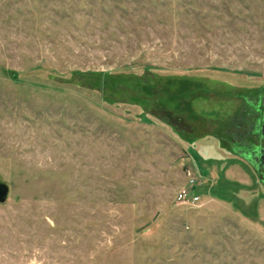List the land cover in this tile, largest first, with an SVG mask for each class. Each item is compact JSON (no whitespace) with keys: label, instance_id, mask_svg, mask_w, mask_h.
Segmentation results:
<instances>
[{"label":"rangeland","instance_id":"374dc122","mask_svg":"<svg viewBox=\"0 0 264 264\" xmlns=\"http://www.w3.org/2000/svg\"><path fill=\"white\" fill-rule=\"evenodd\" d=\"M260 96L264 0H0V264H264Z\"/></svg>","mask_w":264,"mask_h":264},{"label":"flooded vegetation","instance_id":"af4514ba","mask_svg":"<svg viewBox=\"0 0 264 264\" xmlns=\"http://www.w3.org/2000/svg\"><path fill=\"white\" fill-rule=\"evenodd\" d=\"M252 121L243 118L235 123L232 149L243 157L259 176L264 186V98L246 99ZM251 111V112H250ZM244 122V123H243Z\"/></svg>","mask_w":264,"mask_h":264},{"label":"built area","instance_id":"2783aa9c","mask_svg":"<svg viewBox=\"0 0 264 264\" xmlns=\"http://www.w3.org/2000/svg\"><path fill=\"white\" fill-rule=\"evenodd\" d=\"M187 175V183L177 191L175 199L183 203L196 204L200 201L201 196L194 192V188L196 187L195 177L190 171H187Z\"/></svg>","mask_w":264,"mask_h":264},{"label":"water","instance_id":"95a60500","mask_svg":"<svg viewBox=\"0 0 264 264\" xmlns=\"http://www.w3.org/2000/svg\"><path fill=\"white\" fill-rule=\"evenodd\" d=\"M8 193V186L0 181V202H3Z\"/></svg>","mask_w":264,"mask_h":264}]
</instances>
